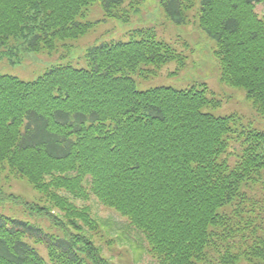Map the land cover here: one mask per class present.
Wrapping results in <instances>:
<instances>
[{
	"label": "trees",
	"instance_id": "1",
	"mask_svg": "<svg viewBox=\"0 0 264 264\" xmlns=\"http://www.w3.org/2000/svg\"><path fill=\"white\" fill-rule=\"evenodd\" d=\"M94 1L0 0V58L17 64L85 35L95 23L77 18ZM127 1L100 0L105 18ZM159 1L175 24L196 9L221 82L264 117V0ZM85 57V68L57 64L34 81L0 73V174L40 194L0 192V264H112L93 239L103 235L92 198L142 235L157 264H264V132L208 112L221 102L206 85L137 90L145 67L184 65L151 30Z\"/></svg>",
	"mask_w": 264,
	"mask_h": 264
},
{
	"label": "rangeland",
	"instance_id": "2",
	"mask_svg": "<svg viewBox=\"0 0 264 264\" xmlns=\"http://www.w3.org/2000/svg\"><path fill=\"white\" fill-rule=\"evenodd\" d=\"M117 11L120 17L105 18L100 0H95L85 8L84 16L77 18L81 22L95 23L85 35L65 40L52 53L47 51L22 53L17 64H11L5 57L0 58V73L24 81H34L57 64L85 68L87 66L85 54L88 48L103 42H126L137 30L143 32L151 30L156 39L170 44L185 57L184 65L169 62L160 69L145 67L149 71L146 76L139 74L132 76L137 90L145 91L156 87L184 90L206 85L210 97L221 102L218 107L209 108L208 112L214 116L231 114L241 116L244 125L264 132V117L253 110L245 98V92L221 82L220 64L213 53L215 43L201 30L196 9L185 12L186 22L183 24H175L169 19L159 0H135L131 5L127 1ZM256 12L264 17V4L258 5ZM124 16L128 19L124 20ZM4 173L9 178L4 179V174H0V192L3 195H13L28 202L39 199L40 194L26 179L14 178L8 172ZM90 205L92 215L100 223L103 235L100 239L93 238L94 242L100 246L103 256L112 264H157L148 255L147 245L139 232L129 227L124 219L104 208L94 198L91 199ZM3 207L6 211L10 210L19 216L17 208L9 204ZM19 217L40 226L49 224L43 219L21 215ZM109 239L112 241L108 244Z\"/></svg>",
	"mask_w": 264,
	"mask_h": 264
}]
</instances>
